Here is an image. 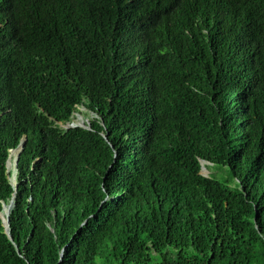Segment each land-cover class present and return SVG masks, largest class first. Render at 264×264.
I'll return each instance as SVG.
<instances>
[{"label": "trees", "instance_id": "16d2710c", "mask_svg": "<svg viewBox=\"0 0 264 264\" xmlns=\"http://www.w3.org/2000/svg\"><path fill=\"white\" fill-rule=\"evenodd\" d=\"M138 1L16 8L23 49L6 76L11 94L0 97V210L11 194L5 150L21 133L26 144L15 206L2 210L12 239L0 219V264H264V0H222L229 30L215 44L185 7L177 12L179 0ZM119 16L143 24L139 47L119 49L95 25ZM78 24L94 54L83 66L69 60ZM82 100L103 116L118 153L156 161L153 193L101 204L95 167L109 149L95 133L55 125ZM196 157L227 166L239 183L201 177L184 188L172 176ZM137 169L124 174L126 187ZM110 215L115 237L101 226Z\"/></svg>", "mask_w": 264, "mask_h": 264}, {"label": "clouds", "instance_id": "9594fccd", "mask_svg": "<svg viewBox=\"0 0 264 264\" xmlns=\"http://www.w3.org/2000/svg\"><path fill=\"white\" fill-rule=\"evenodd\" d=\"M127 1V5L132 8H137L139 4L138 0ZM221 1L222 0H179L177 1V12H179L182 7H185V10L189 12L192 19L201 22L207 27V29L212 31L210 32L211 43L215 44L219 40L222 41L225 33L229 30L227 26L229 23L226 24L225 16L220 13V9L217 7L220 6ZM37 5V0H0V75L2 73L6 81L0 80V97L4 92L11 94L12 82L8 81L6 76L9 75L13 66L14 55L20 51V49H23L18 32V16L16 14V8L19 7V9L25 11L26 9ZM95 25L100 26L102 28L100 31L105 33L106 36L111 39L115 47L119 49H125V47H139L145 37L144 32L146 29L141 22L138 26H132L125 22L120 16L119 21H114L110 27L99 24ZM87 27L88 26L78 24L74 33L69 60H73L74 63L78 64L77 66L84 65L85 61H83V59L87 52H90V55L93 54L88 35L89 28ZM68 55L69 51L64 58L65 60H68ZM7 107H9L8 103L3 105V112H10V108ZM78 120H81V122ZM93 122L94 125H92ZM55 125L62 130L77 127L95 133L103 140L105 146L109 149L110 156L105 163H102L104 167H95L98 187L102 196L101 204L110 198H114L117 202L124 203L130 195L136 194L139 191L143 193L142 198H145L155 191L156 177H162L156 161H152L151 158H147L142 154L131 155L128 153H118L111 142L105 119L96 110H92L89 104L86 106L85 100H82L81 103L75 105V108H73L71 115L67 120L56 121ZM25 144L26 135L21 133L17 137L16 143L6 148L3 160L5 176L7 179L6 183L11 187L9 199L7 202L1 201L0 210L1 223L4 227V232L5 229L8 231V233L5 232L7 236L10 235L8 225L9 214L6 223H4L1 212L5 204H11L9 213L13 206H15L17 190L20 185L17 175V167ZM37 160V157L33 158L30 161L29 166H32ZM10 164H12V167H10ZM120 165L122 167H116ZM137 167L139 169H137ZM115 169L119 170L116 178ZM134 169L138 170L137 181L133 184L132 188H128L124 184L126 182V176L124 174L127 173L130 175ZM225 169H228L227 166L218 167L209 159L196 157V164L191 163V166L186 167L185 170L174 172L172 178L183 184L184 188H198L197 183L200 182L201 177L207 179L215 178L216 180L227 184L229 187L236 186L239 183V179L234 176L229 169L232 179L228 173H225V176L222 177L223 179L219 177V174L223 173ZM204 171H207V175L204 174ZM107 173L109 176L108 188L106 184H104ZM112 216L113 215H110L108 217L109 219L107 218L101 223V226L104 227L105 235L108 237H115L116 232L115 220L112 221ZM212 218H214V215H212Z\"/></svg>", "mask_w": 264, "mask_h": 264}, {"label": "bare ground", "instance_id": "6f19581e", "mask_svg": "<svg viewBox=\"0 0 264 264\" xmlns=\"http://www.w3.org/2000/svg\"><path fill=\"white\" fill-rule=\"evenodd\" d=\"M141 75H142V74H141ZM245 84H246L250 89L252 88V83L250 84L248 78H247V80L245 81ZM248 87H247V88H248ZM136 93H137V92H136ZM78 121L81 122V120H78ZM10 167H12V164H10ZM8 214H9V213H8ZM1 216H2V212H1ZM7 216H8V215H7ZM2 219H3V216H2ZM6 221H7V217H6V220H5L4 223H6ZM8 238H9V239H12L10 235L8 236Z\"/></svg>", "mask_w": 264, "mask_h": 264}, {"label": "rangeland", "instance_id": "374dc122", "mask_svg": "<svg viewBox=\"0 0 264 264\" xmlns=\"http://www.w3.org/2000/svg\"><path fill=\"white\" fill-rule=\"evenodd\" d=\"M89 116H90V114H89ZM225 173H228L229 176H230L231 179H232V176L230 175V172H229L228 169H225L223 173H220V174H219V177H220V178L224 177V176H225ZM204 174L207 175V171H204ZM222 179H223V178H222Z\"/></svg>", "mask_w": 264, "mask_h": 264}, {"label": "water", "instance_id": "95a60500", "mask_svg": "<svg viewBox=\"0 0 264 264\" xmlns=\"http://www.w3.org/2000/svg\"><path fill=\"white\" fill-rule=\"evenodd\" d=\"M5 232L8 233V231L5 229Z\"/></svg>", "mask_w": 264, "mask_h": 264}]
</instances>
